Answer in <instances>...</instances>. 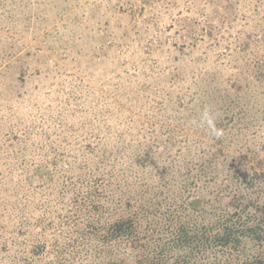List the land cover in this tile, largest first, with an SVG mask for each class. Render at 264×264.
Returning <instances> with one entry per match:
<instances>
[{
    "label": "rangeland",
    "instance_id": "374dc122",
    "mask_svg": "<svg viewBox=\"0 0 264 264\" xmlns=\"http://www.w3.org/2000/svg\"><path fill=\"white\" fill-rule=\"evenodd\" d=\"M145 1L0 0V264H106L81 195L111 173L157 215L264 177V0Z\"/></svg>",
    "mask_w": 264,
    "mask_h": 264
},
{
    "label": "trees",
    "instance_id": "16d2710c",
    "mask_svg": "<svg viewBox=\"0 0 264 264\" xmlns=\"http://www.w3.org/2000/svg\"><path fill=\"white\" fill-rule=\"evenodd\" d=\"M205 1L217 2L215 16H219L220 6L227 15L234 14L231 0H191V4L198 6ZM183 26L195 42L196 20H184ZM235 121L233 115H226L214 130ZM251 172L247 179H235L241 190L236 188L221 207L214 206L205 213V203L211 202L207 197L211 187L205 186V191L179 193V201L173 200L158 215L151 205L137 204L132 193L118 186L110 189L116 182L111 173L104 180L90 182L81 195L82 211L94 222L89 223L87 235L97 236L101 250L109 251L106 264H264V177L254 169ZM116 248L122 251L115 252Z\"/></svg>",
    "mask_w": 264,
    "mask_h": 264
}]
</instances>
